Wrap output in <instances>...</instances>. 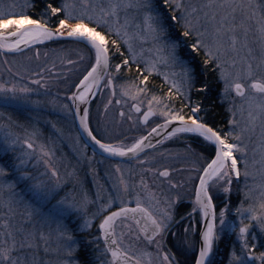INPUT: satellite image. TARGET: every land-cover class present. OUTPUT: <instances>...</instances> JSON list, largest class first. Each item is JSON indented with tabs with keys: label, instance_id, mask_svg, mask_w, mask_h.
Segmentation results:
<instances>
[{
	"label": "snow or ice",
	"instance_id": "snow-or-ice-1",
	"mask_svg": "<svg viewBox=\"0 0 264 264\" xmlns=\"http://www.w3.org/2000/svg\"><path fill=\"white\" fill-rule=\"evenodd\" d=\"M164 3L174 5L178 11L182 10V15L173 14L171 20L181 24L182 36L191 37L193 40L191 49L194 52H203L204 63L212 67L213 71L218 72L219 79L225 85L224 94L234 92L235 96L241 100L240 109L241 111L246 110L249 117V125L241 129V134L233 135L232 131H228L222 135L221 130L210 126L199 116L202 111L199 103L192 106L191 92L195 83V68L178 55L182 41L167 36L163 19L153 7L152 0H107L106 3L103 0H59L58 5L46 4L44 12L37 18L23 11H11L17 7L16 4L0 5V50L20 52L23 47H31L45 41L65 37L75 43L83 44L87 50L88 67L85 68L78 82L73 85L75 91L72 93L71 102L74 107L70 111L79 118L80 126L105 153L119 157L138 156L146 147H154L150 140L153 134L158 135L161 130H168L170 126L173 127L168 132L169 138L178 133H193L201 137L212 148L213 154L207 159L202 169H196L201 174L196 177L198 186L195 189L193 212L199 209L202 213L203 230L184 229L186 233L192 231L193 234L201 237L200 246L197 249L198 256L194 259V264H213L211 257L214 244L218 242L221 235H227L229 232L235 233L238 238L237 246H234L231 251L229 264H256L257 260L260 264H264V251L258 250V244L259 249H264V171L260 173V182L254 184L245 193V199L254 203H250L248 207H244L241 203L240 207L235 209L236 214L241 218L238 223L228 218L227 202L221 207L219 215L217 214V205L214 203L213 192L210 190L215 185L223 183L225 185L223 194L227 195L231 192L233 177L241 176V160L238 154L246 155V148L240 143L241 135L253 131L258 119L261 120L262 133H264V3H257L255 0H206V3L200 5L199 8L191 5L185 6L182 0H164ZM25 6L31 9L34 5L29 2L20 7ZM129 10L143 13L141 17L143 27L141 23H136L134 33L129 31L133 28V23L127 15ZM237 11L244 15V19L239 24L235 23ZM121 13H124L123 21ZM250 20L255 21V30L262 45V55L258 60L255 56H239L240 41L236 33L240 29L246 38L247 33L252 30L251 26L246 23ZM53 21H55V26L52 25ZM148 38H151L153 42L164 40L163 47L167 54L161 55L162 49L157 48L155 50L156 59L142 61V54L135 51L132 41ZM122 43L127 46L129 56L136 63L137 72L142 77L139 83L129 86L121 85L122 96H130L134 101L133 111L141 113V119L145 125L152 118H162L163 123L152 127L146 135L130 144H125L123 141L105 143L93 134L89 125V111L87 107H81V105H89L90 98L102 84L115 94L114 81L121 74V69L127 67L131 72L129 58H124L122 63H113L118 56H124L121 50ZM243 47L249 54L251 53L252 50L248 48L246 39ZM35 55L39 57L38 50ZM80 59H85V56L82 55ZM141 62L144 63L143 70L140 69ZM68 63L75 62L70 60ZM176 64L181 66L179 73H164L158 68V65ZM145 72L147 75L144 74ZM153 73L162 76L168 83L169 89L165 96L150 95L148 80ZM32 83L39 85L41 81L34 80ZM133 89L135 94H132ZM202 90L197 89V91ZM32 94L34 90L27 86L12 84L9 87L0 83V105L5 107L38 103V101L28 99ZM141 96H150L144 111L141 108L143 103L140 100ZM64 107L68 109L69 106ZM185 109L189 111L186 112ZM231 124L233 127L237 125L234 113ZM25 144L30 152L25 153L24 158H17L19 166L13 161L5 160L4 165H0V176L9 175L5 170L7 166L11 169L17 183L36 180V183L29 185L35 195L45 200L54 199L55 195H58L55 188L60 187L58 172L47 160H44L45 174L50 173L49 178H55L57 181L55 188L48 190L45 188L44 181L22 171L27 160L32 159L36 152L33 142L25 140ZM4 152L7 153V148ZM39 153L42 158H51L53 155L42 144L39 145ZM259 163L264 167V157ZM243 167L245 177L252 175L247 171V159L243 160ZM116 171H120L119 165L116 166ZM160 175L167 177L169 172L165 170ZM120 185L122 187H118L114 197L110 198L106 205H102L95 214L98 216L108 211V214L104 215L98 224L102 240L101 236H97L90 242L97 244L96 250L108 257L103 264H143L140 258L130 255L129 251L122 246L125 232L117 231V221H120L122 227L129 231L132 230L134 224L137 231L142 233L147 241L155 242L158 255L162 256V264H181L176 259L175 253L163 252L161 243L156 241V237L159 236L162 239L169 230L172 221L171 204L168 207L158 208L159 218H157L148 207L143 206L139 196L136 198L135 207H129L123 198L128 193V185L123 179ZM151 199L155 201V204H160L154 195ZM115 200H119L121 206L115 211H109ZM55 211L61 218H66L73 214L86 213V207L84 204L78 206L75 203L66 205L65 200H61L57 202ZM28 215L31 216V213ZM191 215L192 213H189V216ZM129 220L132 223H124ZM92 223L93 218L85 220L81 231L89 229ZM2 227L0 264H43L37 254L41 250V244H43V250L48 251V236L22 226L15 227L7 216L3 220ZM59 228L63 229L59 235L69 242V249L78 251L79 246L75 238L66 234L67 225L61 224ZM257 233L260 234L259 241H257ZM98 241L104 244V248L99 247ZM178 250L187 255L190 246L185 245L183 248L178 246Z\"/></svg>",
	"mask_w": 264,
	"mask_h": 264
},
{
	"label": "rangeland",
	"instance_id": "rangeland-1",
	"mask_svg": "<svg viewBox=\"0 0 264 264\" xmlns=\"http://www.w3.org/2000/svg\"><path fill=\"white\" fill-rule=\"evenodd\" d=\"M29 2L34 5L33 0H0V5L16 4L17 7L11 9V11H23L29 14L31 9L26 6L20 7ZM103 2L106 3L107 0H103ZM182 2L185 6L191 5L199 8L200 5L206 3V0H182ZM255 2L264 3V0H255ZM152 4L163 19L167 36L182 41L178 55L191 66V60L197 63L203 62L201 65L205 64L203 52H194L191 49L192 38L183 37L181 24L171 20L173 14L182 15V10L178 11L172 4H165L164 0H152ZM127 15L130 22L133 23V28L129 29L130 33L136 31L134 27L136 23H141L143 27L142 12L129 10ZM235 16L236 24L244 19V15L240 11H237ZM121 17L123 21L124 13H121ZM246 23L252 29L247 33V37L245 38L243 31L240 29L236 33L240 41L238 44V47H240L239 56H255L258 60L262 55V45L255 30L256 24L254 20L246 21ZM245 39L248 48L252 50L250 54L243 47ZM164 42V40L153 42L151 38L146 40L134 39L132 41L135 51L142 54V61L156 59L155 50L157 48L162 49L161 55H166L167 51L163 47ZM37 50L40 53L39 57L35 55ZM121 50L124 52V56H118L113 60V63H122L124 58H129L131 72L128 71L127 67L121 69V74L114 81V95H112L110 88L104 87L103 84L100 86L90 105L89 121L92 129L104 142L117 143L123 141L125 144H130L139 137L146 135L152 127H155L159 121L162 122L163 119L152 118L147 125L141 123V113L133 111L134 101L130 96H122L121 85L129 86L133 83H139L142 77L137 72L136 63L129 56L127 46L123 43L121 44ZM86 52L84 45L67 42L53 45L41 44L17 53H6L0 50V83L9 87L16 84L32 88L34 94L28 99L38 101V103L19 107L0 105V165H4L5 160H10L19 166L17 158H24L25 153L30 152L25 144V140H29L36 147V152L33 154L32 159L27 160L26 166L21 170L30 173L38 180L44 181L46 189H54L57 183L56 179H50V173L45 174L46 165L44 160H47L52 168H55L58 172L60 183V187L55 188L58 195H55L54 199H41L35 195L29 186L36 183V180L17 183L11 169L5 166V170L9 175L0 176V240L3 239L2 224L5 216L10 218V222L15 227L22 226L37 233H44L49 237L48 251L45 252L43 244H41V250L37 254L38 259L43 264H86V262L88 264H103V261L108 259L103 255H83L84 252H80L82 246L91 243L77 241L73 234L75 231L81 230L84 221L89 218H93V223L89 229L83 231L98 228V224L108 211L98 216L95 214L98 213L102 205H106L109 199L114 197L118 187H122L120 185L121 179L128 185V193L123 197L127 203L136 201L137 196L141 201H151L150 198H146L147 193H133L136 172L134 164L106 158L94 152L84 142L79 133L75 116L70 111L73 104L69 100V95L75 90L73 85L78 82L81 74L88 67ZM82 55L85 56L83 60L80 59ZM237 58L239 59V57ZM70 60L75 63L69 64L68 61ZM143 68L144 63L141 62L140 69L143 70ZM158 68L160 72L164 73H179L181 71L179 64L172 66L158 65ZM144 74L147 75L146 72ZM34 80H40L41 83L36 85L32 83ZM221 83V99L225 102L230 115L228 131H232L233 135H239L241 129L249 125L248 113L246 110L241 111V100L235 96L234 92H230L228 95L224 94L225 85L222 81ZM148 89L150 95L165 96L169 85L162 76L153 73L149 76ZM132 94H135L134 89ZM149 98L150 96L140 97V100L143 101L141 104L142 111L146 110ZM117 100H120V103H117ZM191 103L192 106L197 103L200 104L196 99H193L192 92ZM65 105L69 106L68 109H65ZM185 111L188 112L189 109H185ZM233 113L237 121L235 127L231 124ZM240 143L242 147L246 148V155L238 154L241 160V176L239 178L233 177L231 192L227 195L223 194V188L225 187L223 183L210 189L213 192L214 203L217 205V214L219 215L221 207L227 202L229 207L228 218L236 223L241 218L236 214L235 209L240 207L241 203L244 204V207L254 203L245 199V193L254 184L260 182V173L264 171V167L259 163L261 158L264 157V133H262L261 120H256L253 131L241 135ZM41 144L45 145L46 149L53 154L51 158L40 156L39 145ZM85 145L87 147H84ZM5 148H7L6 154L4 152ZM212 154V148L197 134L178 133L170 138L167 135L160 143L147 150L142 156L150 158V160L153 159L148 165L153 167L152 175L155 176L157 181L162 180L159 172L163 169H169L171 171L170 176L162 181L168 183L181 180L183 188L176 187L171 192H159L160 194L153 192L151 195H156V199L160 202H167L168 205L173 206L171 200L175 197L182 198L186 186L198 182L196 177L201 173L196 169H202ZM244 159L248 161L247 171L252 174L248 177L244 176ZM190 164L194 166H192L193 172L190 171ZM117 165H119V172L116 171ZM141 173H143L142 170ZM61 200H65L66 205L68 203H75L78 206L84 204L86 213L61 218L55 211L57 202ZM86 201L87 203H85ZM154 205L158 209L157 206L159 205L155 203ZM116 206H121L119 200L114 201L111 209ZM29 213H31V216L28 215ZM78 219V229H76L74 223H77ZM61 224L67 225L66 234L75 238L79 246L78 251L70 250L68 247L69 242L59 235V232L63 231L59 228ZM224 236L228 239L227 243L230 249L226 258L222 259L215 243L211 257L213 264H217L221 260H224L222 264H229L231 251L234 246H237L238 238L235 233L229 232ZM259 239L260 234L257 233V241ZM258 250L264 251V249H259V244ZM139 253L140 255L137 257L142 260L143 264H158L160 262V256L146 255L144 251ZM87 257L93 258L91 260ZM256 264H260V262L257 260Z\"/></svg>",
	"mask_w": 264,
	"mask_h": 264
},
{
	"label": "flooded vegetation",
	"instance_id": "flooded-vegetation-1",
	"mask_svg": "<svg viewBox=\"0 0 264 264\" xmlns=\"http://www.w3.org/2000/svg\"><path fill=\"white\" fill-rule=\"evenodd\" d=\"M144 154L145 152L132 160L125 161V162H131L132 164H134V168H136L135 185L133 186V193L134 192L138 194H140V192L143 194L147 193L146 198L151 199L152 196L151 193L153 192L166 193V192H171V190L176 187L183 188L182 187L183 184L181 185V180H178V182L175 180L174 182L171 181L168 183L166 181L164 182L162 181V180H166L170 176L171 171L169 169L161 170L159 172V175L163 171L167 170L169 172V176L164 177L160 175L162 180L157 181L155 176L152 175L153 167H149L148 165L152 162L153 159L150 160V158H146L142 156ZM192 166L193 165L191 164L189 166L191 172H193V167H194ZM141 170L143 171V173H141ZM197 185L198 182L197 183L194 182L187 185L185 189V193L182 196V198H178V200L177 197H175L174 199L172 198L173 200H171V202L173 203V206L170 207V211L172 214V221L170 222L169 230L163 235L162 239L159 236L156 237V241H159L162 245V251L175 253L176 259L179 260L181 264H194V259L198 256L197 249L199 247V235L193 234L192 231H189L187 233L184 231L185 228L201 231L202 213L200 212L199 209H197L196 212H193V208L195 207V189ZM135 202L136 201H132L131 203H127V204L128 206H135ZM141 202L144 207H148L149 210L153 212V215H156L157 218H159V212L155 207L156 205H154L155 201L153 199H151V201L143 200ZM118 207L119 206H116L109 211H113ZM157 207L158 208L168 207V204L160 202L159 206ZM189 213H192V215L189 216ZM107 214L108 212L105 215ZM78 223H79V219L77 220V223H74L76 229H78L77 228ZM124 223H132V221L129 220V221H125ZM117 231L125 232V236L123 237V241H122V246L127 251H129L130 255L139 256L140 255L139 252L144 251V254H149L150 256H160L161 259L158 264H162V256L158 255L156 243L155 242L150 243L149 241H147L144 238L143 234L137 231V228L134 224L132 230L129 231L127 228L122 227L120 221H117ZM73 235L76 237L77 241L81 240L83 243L91 242L95 240L97 236H101V240H102V235L101 232L98 231V228L92 229L91 231L77 230L74 232ZM97 243L99 244L100 248H104V244L102 242L98 241ZM185 245L190 246V251L188 252L187 255L183 254L180 250H178V246L179 248H183ZM96 248H97V244L95 243H91L90 245L84 244L80 252L83 251L84 252L83 255L86 256H100L101 253L97 251Z\"/></svg>",
	"mask_w": 264,
	"mask_h": 264
},
{
	"label": "trees",
	"instance_id": "trees-1",
	"mask_svg": "<svg viewBox=\"0 0 264 264\" xmlns=\"http://www.w3.org/2000/svg\"><path fill=\"white\" fill-rule=\"evenodd\" d=\"M34 6L29 11V14L33 18H37L44 12L45 6L48 3H53L58 5L59 0H33ZM52 25L55 26V21L52 22ZM67 42L75 43L69 40L54 41L42 45H53L55 43ZM79 44V43H76ZM83 45V44H80ZM192 66L195 68V83L192 91L193 99H196L200 102L202 111L200 112V117L203 118L204 122L208 123L210 126L221 130V133L224 134L228 131L230 127V115L226 107L225 102L222 101V83L219 79L218 72L212 70V67L203 64V62L197 63L196 61L191 60ZM197 89H203L202 91H197ZM187 110V109H186ZM224 235L220 236L218 243L215 247L219 250V256L222 259L226 258L227 252L230 247L228 246V239L225 240ZM92 260L93 257H87ZM224 260L218 261L217 264H222ZM88 264V262H86Z\"/></svg>",
	"mask_w": 264,
	"mask_h": 264
},
{
	"label": "water",
	"instance_id": "water-1",
	"mask_svg": "<svg viewBox=\"0 0 264 264\" xmlns=\"http://www.w3.org/2000/svg\"><path fill=\"white\" fill-rule=\"evenodd\" d=\"M61 40H69V41H72V40H70V39H68V38H58V39H55V40H52V41H45L44 43H41V44H46V43H50V42H54V41H61ZM41 44H35V45H33V46H31V47H23V50L22 51H25V50H28V49H30V48H32V47H34V46H37V45H41ZM3 52H6V51H4V50H2ZM21 52V51H20ZM6 53H17V52H6ZM111 90V89H110ZM75 91V90H74ZM111 93H112V95H114L113 94V92H112V90H111ZM95 94H96V91L94 92V94L92 95V97L90 98L91 99V102H92V100L94 99V97H95ZM71 96H72V94L69 96V99H70V101H71ZM119 101V102H118ZM91 102H90V104H91ZM117 103H120V100H117L116 101ZM90 104L89 105H81V107H87V109H88V111H89V108H90ZM73 107H74V105H73ZM142 108V107H141ZM75 116V115H74ZM199 116H200V113H199ZM75 121H76V124H77V128H78V130H79V133H80V135H81V137H82V139L84 140V142L94 151V152H96V153H98V154H100V155H102V156H104V157H106V158H110V159H113V160H119V161H128V160H132V159H134V158H136V157H138L139 155H141V154H143L144 152H146L147 150H149L150 148H145L144 150H143V152H141L138 156H128V157H119V156H113V155H110V154H108V153H105L102 149H100L99 148V146L98 145H96L95 144V142L87 135V133L84 131V129L82 128V126H80V124H79V118L77 117V116H75ZM141 123H143L142 122V119H141ZM160 123H163V121L162 122H160ZM159 123V124H160ZM144 124V123H143ZM90 125V124H89ZM91 127V126H90ZM172 127L173 126H170L169 127V129L168 130H161L160 131V133L157 135V134H153V136L152 137H150V140H151V143L155 146V145H157L158 143H160L167 135H168V132H170L171 130H172ZM93 134L94 135H96L95 133H94V131H93ZM97 136V135H96ZM97 139H100L98 136H97ZM103 141V140H102ZM104 142V141H103ZM106 143V142H105ZM152 148V147H151ZM198 186V185H197ZM129 207H135V206H129ZM118 209V208H117ZM117 209H115V210H117ZM115 210H113V211H115ZM203 226H204V221H203V219H202V226H201V231L203 230ZM102 235V234H101ZM200 241H201V237L199 236V246H200Z\"/></svg>",
	"mask_w": 264,
	"mask_h": 264
}]
</instances>
